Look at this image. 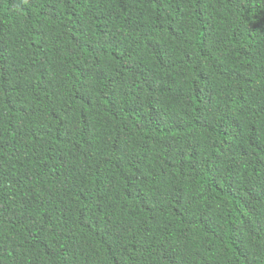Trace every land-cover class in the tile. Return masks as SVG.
Here are the masks:
<instances>
[{"label": "trees", "instance_id": "1", "mask_svg": "<svg viewBox=\"0 0 264 264\" xmlns=\"http://www.w3.org/2000/svg\"><path fill=\"white\" fill-rule=\"evenodd\" d=\"M0 264H264V0H0Z\"/></svg>", "mask_w": 264, "mask_h": 264}]
</instances>
